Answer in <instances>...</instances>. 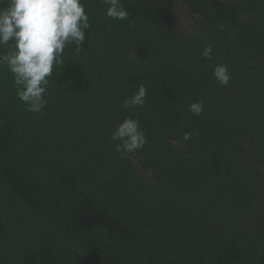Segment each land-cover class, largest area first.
I'll return each instance as SVG.
<instances>
[{
    "label": "trees",
    "instance_id": "1",
    "mask_svg": "<svg viewBox=\"0 0 264 264\" xmlns=\"http://www.w3.org/2000/svg\"><path fill=\"white\" fill-rule=\"evenodd\" d=\"M178 1L185 26L175 0H122L127 20L82 0L40 113L0 65V264H264V0ZM126 117L147 142L121 154Z\"/></svg>",
    "mask_w": 264,
    "mask_h": 264
},
{
    "label": "clouds",
    "instance_id": "2",
    "mask_svg": "<svg viewBox=\"0 0 264 264\" xmlns=\"http://www.w3.org/2000/svg\"><path fill=\"white\" fill-rule=\"evenodd\" d=\"M4 0H0L2 4ZM107 5L106 15L115 20H127L129 12L122 0H102ZM91 28L82 0H7L0 7V45H10V54L0 55V65L7 64L13 75L17 96L28 112L40 113L47 105L45 93L54 67H62L64 51L73 46L79 53L85 42V29ZM212 47L206 46L202 55L210 59ZM213 77L227 86L230 76L227 65H216ZM146 87L123 101L122 107L135 108L145 103ZM202 100L192 102L189 111L200 115ZM192 132L183 134L189 141ZM116 151L125 154L141 149L147 142L138 120L126 117L111 132Z\"/></svg>",
    "mask_w": 264,
    "mask_h": 264
},
{
    "label": "rangeland",
    "instance_id": "3",
    "mask_svg": "<svg viewBox=\"0 0 264 264\" xmlns=\"http://www.w3.org/2000/svg\"><path fill=\"white\" fill-rule=\"evenodd\" d=\"M175 10L179 14L182 26L193 22V19L185 13V7L178 0H175Z\"/></svg>",
    "mask_w": 264,
    "mask_h": 264
}]
</instances>
